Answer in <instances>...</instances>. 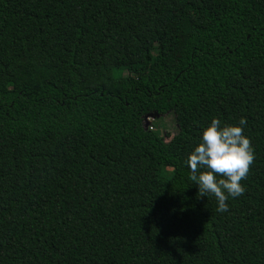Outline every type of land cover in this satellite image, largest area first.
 I'll return each mask as SVG.
<instances>
[{
    "label": "trees",
    "instance_id": "1",
    "mask_svg": "<svg viewBox=\"0 0 264 264\" xmlns=\"http://www.w3.org/2000/svg\"><path fill=\"white\" fill-rule=\"evenodd\" d=\"M242 117L218 212L185 161ZM0 264H264V0H0Z\"/></svg>",
    "mask_w": 264,
    "mask_h": 264
},
{
    "label": "clouds",
    "instance_id": "2",
    "mask_svg": "<svg viewBox=\"0 0 264 264\" xmlns=\"http://www.w3.org/2000/svg\"><path fill=\"white\" fill-rule=\"evenodd\" d=\"M246 125L243 117L237 125L213 118L202 141L185 161L191 170L189 179L198 185V196H214L218 212L229 210V197L234 199L245 192L241 181L255 158L250 138L244 135Z\"/></svg>",
    "mask_w": 264,
    "mask_h": 264
},
{
    "label": "rangeland",
    "instance_id": "3",
    "mask_svg": "<svg viewBox=\"0 0 264 264\" xmlns=\"http://www.w3.org/2000/svg\"><path fill=\"white\" fill-rule=\"evenodd\" d=\"M150 115L153 117V120L151 122H147L146 117H144V126L151 124V129L158 131L165 141L170 140L180 125L178 110H174L166 114L154 113ZM166 175H170V170L167 171Z\"/></svg>",
    "mask_w": 264,
    "mask_h": 264
},
{
    "label": "built area",
    "instance_id": "4",
    "mask_svg": "<svg viewBox=\"0 0 264 264\" xmlns=\"http://www.w3.org/2000/svg\"><path fill=\"white\" fill-rule=\"evenodd\" d=\"M146 120L147 122H151L153 120V117L150 115V116H146ZM149 126V128H152L151 124L147 125Z\"/></svg>",
    "mask_w": 264,
    "mask_h": 264
}]
</instances>
